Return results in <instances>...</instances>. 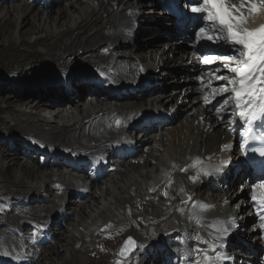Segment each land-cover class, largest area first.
Masks as SVG:
<instances>
[{"label": "bare ground", "instance_id": "1", "mask_svg": "<svg viewBox=\"0 0 264 264\" xmlns=\"http://www.w3.org/2000/svg\"><path fill=\"white\" fill-rule=\"evenodd\" d=\"M9 1L0 0V49L20 56L0 64V78L4 74L9 85L0 79V251L13 264L17 258L21 264H95L96 259L99 264H161L170 243L181 247L201 231L217 230L220 239L211 243L215 251L204 245L201 252L212 254V264H230L233 258L239 264L242 255L236 252L254 236L250 210L237 189L240 178L228 177L232 184L223 194L208 188L207 178L220 168V149L232 138L224 122H215L196 103L198 66L183 43L187 31L160 10L158 0H70L66 5L50 0L42 10L33 9L40 7L39 0ZM48 76L71 94L58 97L57 83L46 81ZM96 76L112 87L111 96L92 85ZM147 81L157 86L144 90ZM155 90L154 101H137V94ZM147 110L173 112L170 118L178 125L158 140H134L137 148L149 147L146 159L120 165L101 186L87 189L79 175L51 171L69 154L107 156ZM22 149L30 156L50 153L53 167L50 161L36 167ZM61 191L74 198L75 191H86L87 205L75 211L77 204L68 200L63 207ZM42 193L49 195L48 206L31 208ZM44 224H50V237L36 240ZM128 237L137 251L123 260L118 244ZM41 241L49 248L43 250Z\"/></svg>", "mask_w": 264, "mask_h": 264}, {"label": "snow or ice", "instance_id": "2", "mask_svg": "<svg viewBox=\"0 0 264 264\" xmlns=\"http://www.w3.org/2000/svg\"><path fill=\"white\" fill-rule=\"evenodd\" d=\"M191 11L203 22L197 38L218 41L226 46V54L204 56L201 61L204 65L215 61L218 66L214 71L226 73L215 76L209 72L211 79L200 81L204 86L201 88L205 93L204 106L213 105V114L224 123H238L242 129V143L247 146L252 137L257 136V129L264 130V21H261L264 0H197ZM250 23L253 24L251 28L247 26ZM221 81L223 86L212 87L213 83L220 84ZM219 97L224 99L216 104ZM258 138L264 144V136ZM260 155L264 156V151ZM199 163L197 161L192 167L196 168ZM198 174L206 175L207 172ZM256 188L264 193V182L258 183ZM256 203L264 206V198ZM133 244L129 239L125 242V248ZM208 251L214 252L215 249L209 245ZM124 255L122 249L121 256ZM0 256H8V253L0 251ZM215 259L219 261L220 257L216 256ZM195 264H212V260L204 255L202 259H196Z\"/></svg>", "mask_w": 264, "mask_h": 264}, {"label": "rangeland", "instance_id": "3", "mask_svg": "<svg viewBox=\"0 0 264 264\" xmlns=\"http://www.w3.org/2000/svg\"><path fill=\"white\" fill-rule=\"evenodd\" d=\"M27 1V0H26ZM55 1H57V3H59V4H62L59 0H55ZM68 1H70V0H67V2ZM3 2H4V0H3ZM19 3H23V4H25V2H19ZM17 4V3H16ZM29 4V1H27L26 2V5H28ZM67 3H64V5H66ZM39 9V10H42L40 7H38L37 5H35V6H33V9ZM56 9H57V7L56 8H54V11H56ZM165 18V17H164ZM166 24V23H165ZM159 26H162V27H164L165 25L163 24H161V25H159ZM169 26V25H168ZM156 27V26H155ZM154 27H148V26H146L145 28H144V30H146V29H150V31L152 32V31H154V29H153ZM156 28H158V27H156ZM157 41H158V39H157ZM28 52V51H27ZM142 52V51H141ZM20 55L19 54H5L4 53V49H0V64L3 62V58H5L6 60H8V59H13V58H18ZM21 64H24V62H21ZM3 73H4V71L3 70H1ZM25 71H27L26 69H25ZM2 74V73H1ZM79 74H81V75H87L88 76V74H86V73H84V72H79ZM8 76V75H7ZM51 78H54V77H52V76H48V77H46V81L47 80H49V79H51ZM182 78V77H181ZM1 80H3V82H5V83H3L4 85H5V87L6 88H9V85H7L8 83L6 82V80H7V78L4 76V74H3V77H1L0 78ZM55 79V81H56V83H57V96L58 97H60V96H66V93H64L63 92V87L62 86H58V80L56 79V78H54ZM180 79V78H179ZM8 81V80H7ZM154 81L155 82H158V80H157V76L155 77V79H154ZM176 81V80H175ZM179 82L181 81V80H178ZM10 82V81H9ZM39 82V80L37 81H33V83H38ZM2 83V82H1ZM46 83H48V82H46ZM161 86L163 85L161 82H158ZM10 84H11V82H10ZM168 87H169V85H168ZM59 89V90H58ZM156 92H158L157 90H155V91H153V92H151L150 94H148V95H141V94H139V97H137L138 96V94H137V96H136V99H137V101L138 102H143L144 100H147V101H154L156 98H153L152 96L153 95H155L156 94ZM35 95H36V93H34V97H35ZM32 97L33 96H29V98L28 99H32ZM24 99H26L24 96L21 98V100H24ZM87 100V99H86ZM186 102H188V100H185ZM103 102V101H102ZM185 102V103H186ZM104 103V102H103ZM122 103V102H121ZM61 107V106H60ZM86 107V106H85ZM116 107V105H115V103H111L110 104V108H115ZM117 108V107H116ZM121 111H124V112H129L130 110L128 109V108H126V107H122L121 109H120ZM133 110V109H132ZM61 111V110H60ZM63 111H65L63 114L67 117L70 113L68 112V110H63ZM68 112V113H67ZM178 121L177 122H174L173 123V126L172 125H170L169 127H167L166 129H164V131H162L161 132V134L158 136V135H153L152 134V136H153V139L152 138H147V137H141L140 139H135L137 142L139 141V140H150V141H154V140H158L162 135H165V133L167 132V130H170L169 128L170 127H176L178 124ZM2 128H0V130H1ZM16 136H22V135H20V134H17ZM157 137V138H156ZM22 142H24V145H25V141H22ZM7 145V144H6ZM6 145H4L3 144V146H5V148H7V149H9L10 148V146H6ZM148 146H150L149 144H148ZM159 146H155V144H154V147L153 148H155V149H159L158 148ZM149 150V149H148ZM150 152V151H149ZM149 152H146V153H143L144 154V156L143 157H141V158H139V159H142V160H144V159H146V156H147V154L149 153ZM20 153H23V155H25L26 154V150H21L20 151ZM142 154V153H141ZM19 155V154H18ZM40 155H38V154H36V155H33V156H30V153L28 154V158H29V160L30 159H33V162H34V165L36 166V167H38V166H40V157H42V156H40ZM139 159H137V160H139ZM135 160V159H134ZM133 160V161H134ZM142 162V161H141ZM140 162V163H141ZM127 164V166L129 165V164H132L131 162H129V163H126ZM139 166H142V164H138ZM135 166H137V165H135ZM51 169V168H50ZM50 169H47V167H43L42 168V170L44 171V170H50ZM51 171H53L54 173H57V172H62V173H65V171L62 169V168H53V169H51ZM16 173H17V170H16ZM13 178V177H12ZM100 184H102V182L101 183H99V184H97V185H90V187L92 188V187H96V186H101ZM104 185V184H103ZM76 192V191H75ZM75 192H74V195L75 196H77V194H75ZM211 195V194H210ZM48 196L49 195H47L46 193H42V195H41V197L39 198L38 197V195H37V197H35L34 198V200H35V202L33 203V204H31V208L32 207H46V206H48V204H47V199H48ZM59 196H61L62 198H64V205H63V207H65V205H66V203L68 202V200L69 201H73L74 203H76L77 204V206L76 207H74V210L75 211H79V207H82L83 205L84 206H86L87 205V201H88V199H89V196H85L84 198H83V200H77L76 198H74V197H71V196H67V194H64L62 191L60 192V194H59ZM212 197L213 196H215L214 194H212L211 195ZM12 199V198H11ZM38 199V200H37ZM43 199V200H42ZM46 200V201H45ZM37 202V203H36ZM41 204V205H40ZM43 204V205H42ZM70 203H67V206L69 205ZM7 204H5L4 206H3V208L5 209L6 208V210H7V208L8 209H10V206H6ZM33 205V206H32ZM66 206V207H67ZM6 212H8V211H6ZM72 215V214H71ZM26 229H29L28 227L26 228ZM69 229H71V228H69ZM243 230H247V229H244L243 228ZM49 237V236H48ZM124 239H131L132 241L134 240V239H132V238H123L122 240H121V242H119V246H121L122 245V242H123V240ZM252 239V238H251ZM251 239L249 238L248 240H249V242L251 241ZM135 241V240H134ZM121 244V245H120ZM45 245V246H44ZM53 245H54V242H53ZM43 246V247H42ZM50 246V245H49ZM49 246H48V244L46 245V244H43V245H40V247H42V248H44L43 250H46V248L48 249L49 248ZM93 262L95 263V264H99V262L97 261V259L96 260H93ZM162 264V263H161Z\"/></svg>", "mask_w": 264, "mask_h": 264}]
</instances>
